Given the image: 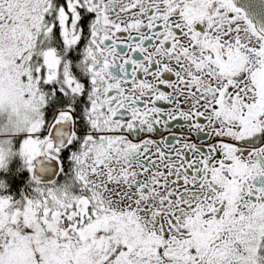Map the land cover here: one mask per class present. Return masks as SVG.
I'll return each mask as SVG.
<instances>
[{
	"label": "snow or ice",
	"instance_id": "1",
	"mask_svg": "<svg viewBox=\"0 0 264 264\" xmlns=\"http://www.w3.org/2000/svg\"><path fill=\"white\" fill-rule=\"evenodd\" d=\"M0 264H264V0H0Z\"/></svg>",
	"mask_w": 264,
	"mask_h": 264
}]
</instances>
